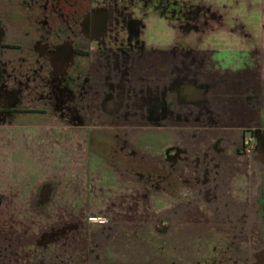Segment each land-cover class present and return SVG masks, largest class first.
<instances>
[{"label": "crops", "instance_id": "obj_1", "mask_svg": "<svg viewBox=\"0 0 264 264\" xmlns=\"http://www.w3.org/2000/svg\"><path fill=\"white\" fill-rule=\"evenodd\" d=\"M257 129L264 135V0H0V150L22 153V216L27 201H50L52 217L68 215L63 200H88L74 195L88 183L73 176L87 169L75 154L96 145L59 138L102 137L105 154L106 137L124 131L132 150L146 137L163 156L146 182L161 212L149 215L220 216L224 185L239 196L227 215H254L264 158L239 148ZM211 138L228 151L195 160ZM35 246L22 264H104L90 241L77 256L41 258ZM256 259L249 264H264Z\"/></svg>", "mask_w": 264, "mask_h": 264}, {"label": "rangeland", "instance_id": "obj_2", "mask_svg": "<svg viewBox=\"0 0 264 264\" xmlns=\"http://www.w3.org/2000/svg\"><path fill=\"white\" fill-rule=\"evenodd\" d=\"M125 132L116 137H106L105 154L98 152L97 148L104 144L102 137L59 138L61 143L67 139L68 143L96 145L89 152L75 154V160L84 161L87 169L85 173L75 171L73 176L84 175L88 183L85 186L74 185V189L80 188L74 195L78 198L86 194L83 197L88 200H63L66 205L71 203L68 215L64 216H47L51 202L38 204V200L27 201V215L22 216L25 214L22 211V153L17 160V154L0 150V264H22V252L34 253L36 243L42 245L37 250L41 252V258L55 257L56 252L57 256L62 252L67 255V250L77 256L80 250L84 251L88 241L92 256L99 254L104 264H249L252 259L264 255L260 253L261 249L264 250V211L261 210L264 196L256 195L252 201L254 215L251 216L227 215L239 212L234 211L239 196L233 192L234 186L228 185L223 186L226 191L221 194L220 216L149 215L161 212L151 200H147L150 192L146 182L152 175L150 171L155 161L158 169L163 170V156L148 151L146 137L138 138L141 144L138 152L134 148L132 150L131 137ZM249 136L253 135L248 134L245 138ZM211 140L209 145H205L202 155L196 157L192 143H184V159L194 157L195 160L211 162L217 159L213 155L219 154L220 150L228 151L221 138ZM6 147L11 148L10 145ZM239 149L242 154L248 153L243 143ZM249 153H257L255 145ZM150 157L153 158L152 163L147 160ZM100 159H106V169L99 168ZM242 162L247 161L242 159ZM134 202L138 203L136 210L131 208ZM31 208L36 209L33 211L36 214L31 215ZM81 211L85 216L79 215ZM97 243L94 248L93 244ZM253 243L255 247H252Z\"/></svg>", "mask_w": 264, "mask_h": 264}, {"label": "water", "instance_id": "obj_3", "mask_svg": "<svg viewBox=\"0 0 264 264\" xmlns=\"http://www.w3.org/2000/svg\"><path fill=\"white\" fill-rule=\"evenodd\" d=\"M255 138L257 140V152L261 157L264 158V135L261 133L260 129L255 131Z\"/></svg>", "mask_w": 264, "mask_h": 264}, {"label": "built area", "instance_id": "obj_4", "mask_svg": "<svg viewBox=\"0 0 264 264\" xmlns=\"http://www.w3.org/2000/svg\"><path fill=\"white\" fill-rule=\"evenodd\" d=\"M255 137L254 136H249V137H246L244 139V142H243V147L245 148V151L246 152H252L253 149H254V145H255Z\"/></svg>", "mask_w": 264, "mask_h": 264}, {"label": "flooded vegetation", "instance_id": "obj_5", "mask_svg": "<svg viewBox=\"0 0 264 264\" xmlns=\"http://www.w3.org/2000/svg\"><path fill=\"white\" fill-rule=\"evenodd\" d=\"M3 46H4V47H15V48H16V47H19V46H16V45H9V44H4V43H3ZM165 230H166V229H165Z\"/></svg>", "mask_w": 264, "mask_h": 264}]
</instances>
